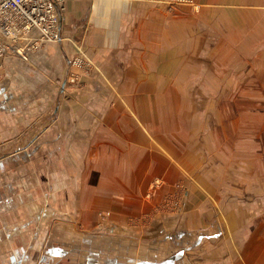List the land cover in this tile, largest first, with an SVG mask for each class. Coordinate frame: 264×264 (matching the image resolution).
<instances>
[{
	"label": "crops",
	"instance_id": "0c3cea01",
	"mask_svg": "<svg viewBox=\"0 0 264 264\" xmlns=\"http://www.w3.org/2000/svg\"><path fill=\"white\" fill-rule=\"evenodd\" d=\"M250 1L197 0L195 14L169 0H65L60 41L0 58V264H264V211L225 201L264 170L205 165L188 105L204 66L225 64L258 65L247 95L264 98V0ZM79 50L94 71L62 89ZM226 129V161H250V136Z\"/></svg>",
	"mask_w": 264,
	"mask_h": 264
},
{
	"label": "rangeland",
	"instance_id": "374dc122",
	"mask_svg": "<svg viewBox=\"0 0 264 264\" xmlns=\"http://www.w3.org/2000/svg\"><path fill=\"white\" fill-rule=\"evenodd\" d=\"M250 2H253L252 0ZM198 3V2H197ZM263 3V1L256 0L251 5L252 9H257L259 4ZM228 4V3H227ZM226 4V5H227ZM236 4V3H235ZM241 6L243 2L238 3ZM225 4H219L221 9L226 8ZM179 6V5H178ZM176 7V6H170ZM231 8V7H230ZM195 14H200L202 6L199 10H193L190 8ZM227 14H225V21L227 22ZM259 17L252 18V29L255 34L256 31H259ZM221 20V18H220ZM264 21V20H263ZM225 26V25H223ZM258 39V36H254ZM81 50L78 51V54ZM85 52V51H84ZM226 58L227 54H226ZM74 59V57H73ZM93 61V60H92ZM71 62V61H70ZM227 62V61H226ZM94 63V62H93ZM243 61L241 62V64ZM71 66V65H70ZM75 67V68H74ZM71 68L75 69V73L78 75L76 80L71 82H65V87L69 88L73 91H78L84 89L88 84V77L94 71L91 68L88 72L83 71V69L79 66L72 65ZM259 69L258 65H249L242 64L241 66H231V65H220V66H204L203 68V80L200 83H194L192 92L189 91L188 105L191 107L198 108L197 117L199 120H202L204 123V148H205V157L203 156V163L222 172L221 176L226 177L229 173H237L245 170L246 172L260 173V171L264 170V147L258 145L257 141H264V98L250 95L248 87L252 85L254 87L255 83H258V78L256 71ZM249 71L247 79L249 81L243 80L244 73ZM242 72V73H240ZM239 74V76H234L235 74ZM232 80H237L236 82H232ZM191 85V83H189ZM194 85H198L196 88ZM67 86V87H66ZM201 86V87H200ZM246 90V96L244 97L238 90L239 89ZM254 90L255 88H251ZM200 92L202 94H200ZM250 94H253L251 91ZM202 95V96H200ZM194 116L196 113H193ZM227 124H234L236 129L233 132H229L231 135H237L238 140L243 138L245 139L250 136V140H252V154L249 155L250 161L246 162H236L229 163L225 159L224 149H227V143L223 142L227 138L224 136L228 135L227 132ZM213 127V128H212ZM219 134V138L216 140L213 139L210 135L212 133L215 136V133ZM218 143L219 149V160L216 161L218 155L215 153V149L217 148L216 144ZM229 148V146H228ZM212 149H214V153H212ZM243 148H240L236 145L235 154L241 156L244 155ZM263 152V155H258L259 151ZM214 157L215 159H212ZM244 183L242 179L240 184ZM238 184V183H237ZM252 186L251 194L249 193H239V194H231L226 195L225 201H235L241 204L243 208L248 209L249 213H255V215H260L264 209V193H260L261 189H264V177L263 176H252L246 180L245 185ZM174 199L172 200L170 206H167L174 210L175 205ZM252 204V205H251ZM167 205V203H166ZM251 205V207H250ZM252 211V212H251Z\"/></svg>",
	"mask_w": 264,
	"mask_h": 264
},
{
	"label": "built area",
	"instance_id": "2783aa9c",
	"mask_svg": "<svg viewBox=\"0 0 264 264\" xmlns=\"http://www.w3.org/2000/svg\"><path fill=\"white\" fill-rule=\"evenodd\" d=\"M169 4L198 8L197 0H169ZM64 10L65 0H0V58L9 53L28 61L30 53L43 43L60 41V16ZM70 65L87 72L94 68L92 59L82 50ZM74 68L68 81L78 76Z\"/></svg>",
	"mask_w": 264,
	"mask_h": 264
},
{
	"label": "water",
	"instance_id": "95a60500",
	"mask_svg": "<svg viewBox=\"0 0 264 264\" xmlns=\"http://www.w3.org/2000/svg\"><path fill=\"white\" fill-rule=\"evenodd\" d=\"M64 87H65V83H63V85H62V89H64ZM44 261L46 260V258L44 257V259H43Z\"/></svg>",
	"mask_w": 264,
	"mask_h": 264
}]
</instances>
